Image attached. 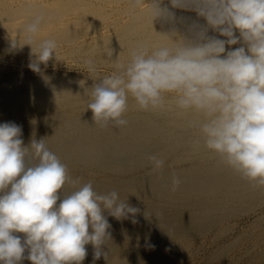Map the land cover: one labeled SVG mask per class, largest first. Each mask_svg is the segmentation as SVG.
<instances>
[{
	"label": "clouds",
	"instance_id": "9594fccd",
	"mask_svg": "<svg viewBox=\"0 0 264 264\" xmlns=\"http://www.w3.org/2000/svg\"><path fill=\"white\" fill-rule=\"evenodd\" d=\"M140 3L133 0V7ZM170 3L181 7L185 0ZM192 4L206 27L193 26L184 38L167 44L138 41L126 62L119 56L112 60L108 46L103 52L108 59L101 62L111 60L113 71L86 89L87 109L95 124L115 128L129 123L124 115L130 97L140 111L178 110L207 149L242 178L264 187V0H192ZM160 5L161 0H152L154 20L171 16ZM27 15L31 19L12 46H30L35 59L29 68L39 73L40 64H47L53 55L58 59L57 40L41 38L42 25L54 17L33 11L31 5ZM209 28L227 39L209 36ZM237 44L241 46L226 51V46ZM83 64L90 75L97 74L94 59L86 58ZM84 83L80 81L82 87ZM21 134L14 122L0 124V264H18L26 250L32 264H81L88 244L95 249V259L106 258L102 246L110 239L111 225L104 212L119 220L139 209L116 190L101 193L92 182L73 179L44 139L24 146ZM148 161L154 172L165 163L156 155ZM181 183L173 174L171 191ZM66 186L72 190L66 191ZM61 190L63 197L58 194ZM15 233L25 234L23 240Z\"/></svg>",
	"mask_w": 264,
	"mask_h": 264
},
{
	"label": "rangeland",
	"instance_id": "374dc122",
	"mask_svg": "<svg viewBox=\"0 0 264 264\" xmlns=\"http://www.w3.org/2000/svg\"><path fill=\"white\" fill-rule=\"evenodd\" d=\"M151 1L141 0L139 10L151 3ZM161 2L171 4L170 0H161ZM186 6L187 8H194L191 0H185L184 5L181 7L186 8ZM80 40L81 39L77 40L78 44L83 42ZM58 45V59L53 55V59H50L47 64H40L41 71L39 73L29 68L30 62L35 59V57L31 55V52L20 55L3 51L0 52V84L2 83L1 85L4 86L7 82L10 83L11 80L15 81L21 76V79H18L20 81L23 80L22 82H38L50 77V79L48 78V82L53 83L55 81H61L60 78L64 79L68 76H76L91 83H98L100 77L110 75L113 71V68L98 63L97 74L90 75L83 64V60L86 59L83 55L70 54L69 56V53L66 54V52L71 45L65 43L63 45ZM239 46L241 45L227 46L226 51ZM21 84L23 83L19 85ZM1 85L0 87H2ZM19 85L18 90H21L24 89V86L27 88L26 86L30 84ZM43 86L44 85H40L39 87ZM88 99V95H86L85 97L82 96L70 102L65 101L60 104L52 103L53 105L51 106L49 104L47 107L40 108L37 105L38 103L28 104V102H26L27 104H25L23 100L16 98L18 101L16 104H19V108L21 109L18 114L19 116L13 115V113L0 114V124L14 122L16 125L20 126L22 130L20 138L23 140L24 146H30V140L36 135H39L38 141H40L43 138L42 133L46 135L47 133L50 134L51 136L48 137L47 135V137L43 139L48 148L56 153L60 160L67 165L69 175L73 179L78 178L81 184L92 182L94 189L98 192L103 193L116 190L121 199L126 200V203L137 209L143 205L149 207L157 206L159 208L155 210V217H161L165 212H168L169 215L170 212L176 209L171 203L179 204L175 210L181 212V215L177 216L179 220L176 226L177 232L170 233L175 236L173 239H169L171 238L170 236L165 237L166 239L161 238L160 240L154 239V236L149 237L145 235L144 237L141 233L134 231L133 233L129 232L127 234L126 231L143 225V222L151 216L150 214H129L127 218H122L121 221L112 216L108 217V213L105 211L104 215L107 216L108 222L111 225V228L108 229L111 236L106 243L110 245H120V248H116L117 250L110 251V249H107L106 253L109 251H116L122 254V256L130 257L129 255L132 256V252L138 250L134 253H140L147 250V245H153V250H155V248L160 250L166 248L168 251L173 252L167 256V258H170L163 260L162 264H264V203H241L244 205L238 206L236 202H225L223 200L224 195L230 196L232 194H237L241 187L246 193L256 189L257 186L254 183L246 185L244 183L241 184L238 180H235L237 182H230L227 180H230V175L225 178L226 180H223L219 173H214L212 168L213 165H215V163H223V160L205 147L203 141L199 139L195 129H183V127L172 124L164 117L163 113L145 112L137 108H128L129 111L125 113L124 118L127 119L129 115H137L138 117H143V120L147 123L136 124L133 122L134 119H128L129 123L127 126L129 128L123 127L117 130V128L110 124L107 127H100L95 124L92 111L87 109ZM130 100H132L131 97L129 98V101ZM32 101L33 100L30 102ZM149 119L156 122V124L163 129L155 130L154 126L149 123L150 121L148 122ZM93 124L94 126H92ZM52 130L56 133H53L54 131ZM134 131H137V133H134ZM149 133L152 134L149 135ZM50 139H53L54 143ZM110 141L114 143H109ZM99 144H106L105 146L103 145L104 147L102 148H108V146L112 145L113 148L119 146L124 150L119 149L112 153H103L99 151ZM176 148L178 149L175 150ZM90 152L93 153L90 154ZM150 155H156L158 158L164 160L165 163L162 170L158 172L152 170V164L148 161ZM188 171L209 174L207 177L206 175L202 177L197 175L200 177L198 178V180L200 179L199 181L203 182L208 178L209 182L203 185V188L189 187L190 185H186V188H183V179L181 175L183 172ZM159 173L168 174L166 178L165 176L163 177L166 182L172 181L173 174L177 175L182 181L179 186L180 189L178 188V191L173 192L165 189L166 186L170 188L171 184L150 183L149 181H151V178ZM236 173L238 172H235V174ZM190 176L192 180L193 178L195 180L197 177L192 174H190ZM142 181H146L148 185L150 183L151 187L156 189V191L145 192V188H143L144 190L141 193L137 192L136 183ZM216 184L218 188H215ZM65 190L71 191L72 188L66 186ZM58 194L63 197V190L58 192ZM174 195L175 198L171 199ZM129 196H132V199ZM133 200L135 202H133ZM202 203L203 207H198V204ZM200 210L206 213L205 218L203 216L200 217ZM192 212L193 217H191ZM111 219L114 221L111 222ZM190 219L196 220L192 222ZM160 230L161 229L155 234H160ZM165 230L166 228H162V233H164ZM89 231L91 232V228ZM15 234L17 235L18 233ZM19 234L21 238L25 235L23 233ZM131 244H133L134 248H128ZM88 246L93 245L88 244ZM86 250L87 252H95V249ZM103 251L105 252V249H103ZM27 255L28 251L26 250L24 253L25 259L18 262V264H32V262L26 258ZM91 257H93V255H86L81 264H83L84 261H86V263L89 261V264H99L101 261H107L109 255H107L106 258L102 255L99 259H95L94 257L95 262L90 261ZM110 257H112V255H110Z\"/></svg>",
	"mask_w": 264,
	"mask_h": 264
},
{
	"label": "bare ground",
	"instance_id": "6f19581e",
	"mask_svg": "<svg viewBox=\"0 0 264 264\" xmlns=\"http://www.w3.org/2000/svg\"><path fill=\"white\" fill-rule=\"evenodd\" d=\"M127 3H129V4H127ZM151 3H152V1H151ZM151 3L147 4L144 7L142 5L143 9L139 10V6L133 7V0H0V52L3 51L6 53H14V54H19V55L20 54H27V53L31 52L30 46H27V45H25L23 47L17 46L15 48H13V46H12L13 40L18 39V34H19L21 28L23 27V25L25 23L29 22L31 19V17L29 15H27V10H28L29 5L32 6L33 11H41L42 10L45 13L50 14L51 16L54 17L52 22L45 23L42 25V29H41V38L42 39L43 38H55L57 40L58 44L63 45L65 43V44L71 45L66 52V54L69 53V56H70V54H73V55L78 54L80 56L83 55L84 58H92L97 62V64L98 63L100 65L104 64V65H107L111 68H113L111 60H109L108 62H101L103 59H108V57L106 55H103V52L107 49L108 46L113 50L112 60H116L119 56L121 61L126 62L129 58V50L138 41H148L154 45L167 44V43H170L172 40H179V39L184 38L186 35L189 34V29L192 28L193 26H197V27H206L207 26V22L205 21V19L203 17L199 16L197 11L194 8H192V7L187 8V6H186V8H184L185 6L184 7H173L171 4L162 3V2H161L160 6L162 8H166L168 10V12L171 13V16L169 18L154 20L152 13H151V10H150ZM207 34L209 36H216L217 38H220V39H227L226 37L219 36V33L212 30L211 28H209ZM236 35L237 36L239 35L238 31L236 32ZM87 36H88V38H87ZM78 39H81L80 41L81 42L83 41V42L78 44V42H77ZM61 56H62V54H61ZM63 57H65V56H63ZM21 77H18V78L21 79ZM18 78L15 81H12L10 79L12 81V82L10 81V83H8L6 81L7 84L5 83L6 85H4V86L1 85L2 83L0 84L2 86V87H0V114L1 115L13 113V115L15 114V115L19 116L18 114L20 113L21 109L19 108L20 107L19 104H16V102H18L16 100V98L23 100L25 104H27L26 102H28V104L29 103L30 104L31 103H33V104L38 103L37 105L40 108H42V107L44 108V107H47L49 104L51 106L54 103L60 104V103H63L65 101L70 102L71 100H76L77 98H79V97L81 98L82 96L85 97L87 95L86 89L91 88L94 84V83L85 81L81 78H78L76 76H68L64 79L60 78L61 81H59V82L55 81L53 83L48 82L50 77H47V79H44L42 77L44 80H40L38 82H35V81H29V82L24 81V82H22L23 80L20 81ZM13 79H14V77H13ZM54 80H56V79H54ZM80 81H85L83 87L81 86ZM20 83L30 84L33 86L27 85L26 86L27 88H25V86H24L23 87L24 89L18 90V85ZM23 84H21V85H23ZM21 85H19V86H21ZM40 85H44V86L39 87ZM31 100H33V101L30 102ZM128 108H137L135 105V101L133 99L129 101V107ZM35 109H37V108H35ZM159 113H163L164 117H166L170 123L176 124L177 126H180V127H183V129L188 128L186 126V120L188 119V117H182V116L178 115V110L165 111V112H159ZM128 119H134L133 122H135L136 124L147 123L143 120V117H141V116L138 117L137 115H129L127 120ZM148 122L152 126H154L155 130H162L163 129L162 127L158 126V124H156V122H153L151 119H149ZM92 126H94V124ZM126 127H128V126H126ZM117 130H119V129L117 128ZM133 130H134V128H133ZM52 131H54V130H52ZM157 132H159V131H157ZM53 133H56V132L54 131ZM83 133H85V132H83ZM134 133H137V131H134ZM150 134H152V133H149V135ZM42 135H43V138L47 137V135H48V137L51 136L48 133H47V135L45 133L44 134L42 133ZM38 136L39 135H36L30 141H32V140L38 141ZM31 137H29V138H31ZM25 139H28V138H25ZM50 140L52 142L54 141L53 139H50ZM72 140H75V139H72ZM109 143H114V142L110 141ZM85 144H86V142H85ZM89 144H91V143H89ZM101 144H99V146H100L99 151H101L103 153L104 152L112 153L113 151H117L119 149L124 150L123 148H121L119 146L116 148H113L112 145L108 146V148H102L106 144H103L104 146ZM177 149L178 148H176L175 150H177ZM83 153H84V151H83ZM91 153H93V152H90V154ZM86 154H88V153H86ZM86 154H85V156H86ZM131 154H133V153H131ZM113 157H115V156H113ZM83 159H84V156H83ZM97 159H99V158H97ZM108 159H110V158H108ZM101 161H103V160H101ZM212 168L214 170L213 172L219 173L221 175V179H223V180H226L225 178H227L228 175H230V180L227 179L230 182H234L235 180H238V181H240L241 184L244 183L246 185L247 184L251 185L254 183V182H250V181L242 178L240 173L235 174L236 171L231 170L233 168L228 166L225 162L220 163V164L215 163V165H213ZM170 174H172V173H170ZM190 174L196 175V176L198 175L200 177H202L203 175H206V177H207L209 175L207 173L206 174L195 173V172L193 173L190 171L183 172L182 175L180 174L181 178L183 179V183H182L183 184L182 186H184L183 188H186V185H190L189 187L193 186L196 188H198V187L203 188L202 186L209 182L208 178H206L205 181H203V182L199 181L200 179L198 180V178H200V177H198V176L195 178V180H194V178L192 180ZM166 175H168V174H166V173L156 174L155 177H153L155 179L151 178V181H149V182L150 183L157 182V184H161V183L163 184L164 183V184L170 185L171 180H170V182H166L163 179L164 176H165V178L167 177ZM210 175H212V174H210ZM235 182H237V181H235ZM150 183H149V185L146 181L136 183V185H137L136 187L138 190L137 192L141 193L144 190L143 188H145V190H144L145 192L156 191V189H153V187H151ZM167 187L168 186H166L165 189L168 191H171V186H170V188H167ZM215 188H218L217 184L215 185ZM165 189H163V190H165ZM68 190H70V189H68ZM241 190H243L242 187L240 188V191L237 194H232L230 196L224 195L223 200L225 202H229V201L236 202V204H238V206L244 205L241 203H253V202L264 203V187H258L257 186L256 189L250 190L248 193H246L245 190H243L244 192ZM129 197L132 199V196H129ZM173 198H175V195L171 199H173ZM59 202L60 201H57V204H59ZM133 202H135V201L133 200ZM171 204L174 205V208H176V209L179 205L176 203L175 204L171 203ZM198 207L202 208L203 203L198 204ZM157 208H159V207H157V206H154V207L150 206L149 207L147 205H143V206L139 207V211L137 212V215L138 214H143V215L144 214L145 215L150 214L151 216H149V218L143 222L144 223L143 225H140L139 227H136L135 229H132L130 231H126L127 234L129 232L133 233V231H134V232L141 233V235H144V237H145V235H148L149 237L154 236L153 237L154 239H159V240L161 238L164 239L167 236L171 237L169 239L175 238V236L171 235L170 233L171 232H177L176 226H177L178 221H179L177 216L181 215V212L175 211L176 210L175 209L174 211L170 212L169 215H168V212H165L161 215V217H155L154 214L156 213L155 210ZM204 211H208V210H204ZM109 216L110 215H108V217ZM201 216H203L205 218L206 213L205 212L203 213L200 210V217ZM191 217H193V212L191 213ZM106 218H107V216H106ZM191 220L192 219H190V221ZM195 220L196 219H193L192 222H194ZM113 221L114 220L111 219V222H113ZM162 228H166L164 233H162V231H161ZM159 229H161L160 230L161 233L155 234V233H157V231H159ZM118 233H121V232H118ZM123 234H125V233H123ZM153 234H155V235H153ZM17 235L19 236L20 234L18 233ZM85 247H86V249H94L93 246L86 245ZM102 248L105 249V252L107 249H110V251H113L116 248H120V245H118V244H113V245L107 244V245H103ZM128 248H134L133 244L129 245ZM146 248H147V250H144L140 253H134V252H137L138 250L132 252L133 254H132V256L129 255L130 257L124 256V255L122 256V254H119V252H116V251L110 252L108 250L109 251L107 253V255H109L108 260L103 261V262L101 261L99 264H162L163 260H167L168 258H170V257L167 258V256H169L170 254L173 253V252L168 251V249H166V248H165L166 250L164 248L161 250L158 248H155V250H153L154 249L153 245H147ZM87 255L88 256L93 255V257L90 258V261L95 262L94 252H87ZM110 255H112V257H110ZM119 255H121V256H119ZM125 255H128V254H125ZM83 264H89V261L87 263H86V261H84Z\"/></svg>",
	"mask_w": 264,
	"mask_h": 264
}]
</instances>
